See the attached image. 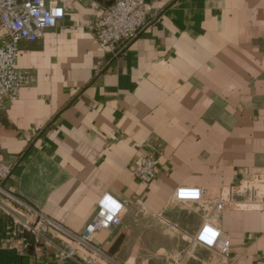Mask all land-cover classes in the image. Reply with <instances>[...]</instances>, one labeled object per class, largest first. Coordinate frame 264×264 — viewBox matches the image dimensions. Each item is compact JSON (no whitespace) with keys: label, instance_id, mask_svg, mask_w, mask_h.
<instances>
[{"label":"crops","instance_id":"crops-1","mask_svg":"<svg viewBox=\"0 0 264 264\" xmlns=\"http://www.w3.org/2000/svg\"><path fill=\"white\" fill-rule=\"evenodd\" d=\"M55 1L65 18L19 43L32 82L0 110V162L12 168L4 188L72 230L102 194L128 199L122 224L93 235L108 259L87 260L264 264V207L245 187L264 184V0H144L159 17L124 49L86 30L101 9ZM150 140L159 170L145 185L133 169ZM180 186L209 204L230 199L216 221L219 251L184 254L213 208L171 202ZM0 264L89 263L57 258L1 214Z\"/></svg>","mask_w":264,"mask_h":264},{"label":"built area","instance_id":"built-area-1","mask_svg":"<svg viewBox=\"0 0 264 264\" xmlns=\"http://www.w3.org/2000/svg\"><path fill=\"white\" fill-rule=\"evenodd\" d=\"M85 1L101 9L100 14L86 21V30L97 43L110 49L126 48L159 17V12L147 11L144 0H114L102 8V0ZM66 13L67 7L55 0H0V110L5 109L7 103L15 101L21 88L32 82L30 72L18 67L19 43L40 39L45 30L55 27L65 18ZM147 146L146 154L133 169L136 178L145 185L156 179L159 170V157L152 140ZM11 171L10 166L0 162V215L10 216L19 230L30 237L31 243L37 241L47 245L59 259L80 258L86 263H94L91 256L87 260L85 253L108 259L92 242L93 235L99 230H110L122 224L125 213L132 206L128 199H118L109 193L102 194L93 216L82 229L72 230L7 191L1 182ZM245 187L249 191L250 202L264 207V193H260L254 185ZM170 200L175 204H209L205 201L203 190L191 186L176 188ZM230 202V199L215 197L214 203L209 204L213 208L212 215L189 236V246L185 248L184 254H189L190 248L196 247L211 252L219 251L223 244V233L216 221L224 206ZM137 203L142 204L140 200ZM169 260L167 264H181L174 259Z\"/></svg>","mask_w":264,"mask_h":264},{"label":"rangeland","instance_id":"rangeland-1","mask_svg":"<svg viewBox=\"0 0 264 264\" xmlns=\"http://www.w3.org/2000/svg\"><path fill=\"white\" fill-rule=\"evenodd\" d=\"M243 189H244V187H243ZM259 190H260L262 193H264V184H263V182H260V189H259ZM194 249H195V248H190V252H189V253H191ZM99 261H100V259L97 258V260H96L97 263L94 261V263L91 262L90 264H101ZM168 261H170V260H168ZM103 262H105V261H103ZM103 262H102V263H103ZM103 264H104V263H103Z\"/></svg>","mask_w":264,"mask_h":264}]
</instances>
